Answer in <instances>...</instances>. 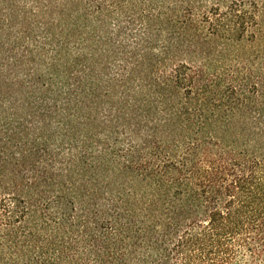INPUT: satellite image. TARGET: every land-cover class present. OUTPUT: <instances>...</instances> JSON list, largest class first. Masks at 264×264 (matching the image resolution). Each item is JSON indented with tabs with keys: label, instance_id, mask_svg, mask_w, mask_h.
I'll return each mask as SVG.
<instances>
[{
	"label": "trees",
	"instance_id": "trees-1",
	"mask_svg": "<svg viewBox=\"0 0 264 264\" xmlns=\"http://www.w3.org/2000/svg\"><path fill=\"white\" fill-rule=\"evenodd\" d=\"M0 264H264V0H0Z\"/></svg>",
	"mask_w": 264,
	"mask_h": 264
}]
</instances>
